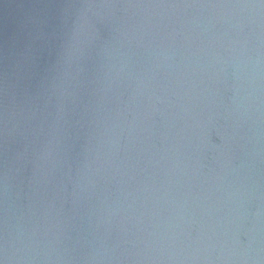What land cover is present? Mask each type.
I'll use <instances>...</instances> for the list:
<instances>
[{
	"label": "water",
	"instance_id": "95a60500",
	"mask_svg": "<svg viewBox=\"0 0 264 264\" xmlns=\"http://www.w3.org/2000/svg\"><path fill=\"white\" fill-rule=\"evenodd\" d=\"M0 264H264V0H0Z\"/></svg>",
	"mask_w": 264,
	"mask_h": 264
}]
</instances>
